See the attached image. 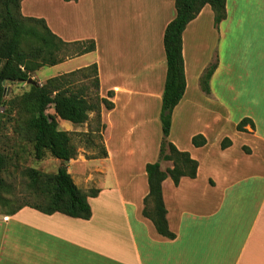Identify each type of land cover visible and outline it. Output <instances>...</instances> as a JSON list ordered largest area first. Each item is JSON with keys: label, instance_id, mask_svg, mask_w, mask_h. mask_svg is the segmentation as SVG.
<instances>
[{"label": "crops", "instance_id": "0c3cea01", "mask_svg": "<svg viewBox=\"0 0 264 264\" xmlns=\"http://www.w3.org/2000/svg\"><path fill=\"white\" fill-rule=\"evenodd\" d=\"M134 1L133 14L95 27L83 17L98 13L100 0H51L56 26L22 7L25 16L45 18L67 42L96 41L95 51L55 65L69 64L57 75L96 63L100 95L114 105L101 111L108 155L73 169L75 159L65 163L79 188L99 190L88 198L91 218L28 206L0 215V264H264V0H226L227 17L218 27L206 5L183 32L187 84L173 110L169 140L199 167L195 178L163 182L174 239L160 235L143 209L146 165L158 160L163 139L164 34L176 16L175 0ZM137 1L146 6L143 15ZM65 20L81 33L72 34V26L69 34ZM78 60L84 61L71 65ZM212 65L207 93L201 79ZM245 118L252 122L239 130ZM58 122L62 130L88 131V124ZM199 134L207 143L197 147L192 139ZM225 138L231 145L223 148ZM171 166L161 161L162 169ZM139 239L155 247H141Z\"/></svg>", "mask_w": 264, "mask_h": 264}, {"label": "trees", "instance_id": "16d2710c", "mask_svg": "<svg viewBox=\"0 0 264 264\" xmlns=\"http://www.w3.org/2000/svg\"><path fill=\"white\" fill-rule=\"evenodd\" d=\"M72 1V0H65ZM77 1V0H74ZM22 0H0V142L5 119H22V130L28 135L37 160L47 156L62 162L54 173H40L34 168L27 170L30 186L37 190L39 203H23L4 212L14 215L22 208L32 207L45 214L56 212L81 219L92 216L90 196H97L98 189L79 188L68 171L66 162L75 159L78 147L73 142L74 135H82L94 149L97 157L108 155L103 144L101 111L105 106L113 108V102L100 95L98 66L93 63L87 67L52 76L41 84L34 80L28 83L34 73L46 66H55L70 58V49L75 55H82L96 50L94 39L67 42L49 27L45 18L25 16L22 13ZM210 5L214 12V22L218 27L226 19V0H175L176 16L167 25L164 34V47L167 58V74L162 97L161 122L163 139L159 158L146 165L149 193L144 199L143 215L150 219L157 232L169 239L176 237L169 227L167 208L163 196V182L170 177L178 185L183 177L195 178L199 162L188 151L180 150L169 135L172 128L174 108L183 98L186 90L185 61L183 57V32L202 9ZM74 55V56H75ZM215 66H210L201 79L205 92L209 93V82ZM86 80V82H85ZM90 80V81H87ZM5 82L27 83L28 89L22 94L6 99ZM112 96V92H109ZM52 108L54 112L48 110ZM91 113L93 116L91 117ZM15 114V116H14ZM70 121L75 127L88 124V131L73 132L62 130L58 119ZM243 119L238 129L251 123ZM96 140L101 141L99 144ZM195 146L207 143L199 134L192 139ZM231 145L225 138L222 147ZM161 161H171L172 166L162 169ZM11 157L0 148V203L8 204L4 193L8 189L4 172L9 171Z\"/></svg>", "mask_w": 264, "mask_h": 264}, {"label": "rangeland", "instance_id": "374dc122", "mask_svg": "<svg viewBox=\"0 0 264 264\" xmlns=\"http://www.w3.org/2000/svg\"><path fill=\"white\" fill-rule=\"evenodd\" d=\"M133 0H100V9L98 13H90V15H86L85 18L86 23L90 22L91 27H95L98 25L97 21L104 20L109 17L116 16L118 19L124 18L127 14H133L134 6L133 4L136 2ZM143 3L142 0H140ZM51 0H25L22 2L23 13L28 14L31 13L32 15L38 16H48L52 26H56L55 17L57 13L55 9L52 7ZM137 11L141 12L143 15V10L145 9V4L143 7L137 1ZM210 6V5H209ZM94 11V6L90 12ZM93 16V17H91ZM61 14L59 15V21L61 20ZM110 20V19H108ZM135 23V22H134ZM136 23H140V21H136ZM72 26L68 20H65L63 23V28H70L69 34L72 33ZM75 29V26H74ZM81 33L78 32L76 28L72 34ZM88 34V33H86ZM75 49L71 48L69 54L74 56ZM84 60H78L71 62L73 66L80 64ZM69 65V64H68ZM67 64H61L60 66L53 67V66H46L37 72L34 73L33 79L38 81L39 83L43 84L46 79L57 75L59 72H64L68 68ZM90 81V80H87ZM86 82V80H85ZM28 84L23 82H5L6 87V94L5 98L9 99L16 95L22 94L25 90L28 89ZM4 107H1L0 110L2 111ZM49 112H54L52 108L48 110ZM15 116V114H14ZM4 126L2 129L1 134V142L0 148L5 151L8 156L11 157V163L9 167V171L4 172V177L6 178V182L8 184V189L4 193L7 199H9L8 204L0 203V215L4 214L5 211L15 208L23 203H39L41 201L40 198L37 197L36 192L37 190L30 186V178L27 175V170L30 168H34L38 170L40 173H54L56 172L59 167L61 166L62 162H59L56 158L51 157L50 155L44 158L43 160H37L33 154V146L31 141L28 138V135L24 132L19 134L22 130V119H18L16 115V119L8 120L5 119ZM85 125L81 126L84 127ZM86 127V126H85ZM89 127V125H88ZM82 129L75 130L73 132H82ZM73 142L78 147V155L76 156L75 160L76 163L72 165L71 169L77 167L80 162H84L85 159L92 160L96 155L99 153V146L98 149H94L90 143H88L82 135L75 134ZM101 141L96 140V143L99 144ZM139 244L141 247H155L147 239L140 240Z\"/></svg>", "mask_w": 264, "mask_h": 264}, {"label": "water", "instance_id": "95a60500", "mask_svg": "<svg viewBox=\"0 0 264 264\" xmlns=\"http://www.w3.org/2000/svg\"><path fill=\"white\" fill-rule=\"evenodd\" d=\"M28 83H34V79H33V78H30V79L28 80Z\"/></svg>", "mask_w": 264, "mask_h": 264}]
</instances>
